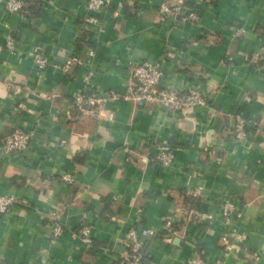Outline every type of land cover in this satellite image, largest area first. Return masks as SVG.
I'll use <instances>...</instances> for the list:
<instances>
[{
  "label": "crops",
  "instance_id": "1",
  "mask_svg": "<svg viewBox=\"0 0 264 264\" xmlns=\"http://www.w3.org/2000/svg\"><path fill=\"white\" fill-rule=\"evenodd\" d=\"M25 1L26 13L10 15L0 0V142L16 130L34 133L21 155L0 151V194L25 201L0 216V264H127L131 228L160 230L144 264H189L196 252L212 262L264 264V0H211L195 6L197 22L162 16L161 4L172 0H112L95 13L92 32L83 29L87 0ZM240 28L247 33L235 38ZM36 50L51 63L76 54L87 65L69 74L40 70ZM169 52L178 57L164 83L200 86L208 108L174 114L124 99L139 95L131 67ZM89 67L94 89L116 95L96 110L99 118L73 101ZM237 116L254 125L241 144ZM158 145L175 149L172 169L155 160ZM70 173L72 186L63 180ZM228 197L242 208L229 226L221 215ZM85 212L89 249L78 235ZM171 217L181 229L167 241L161 233ZM55 219L65 228L59 239L49 227Z\"/></svg>",
  "mask_w": 264,
  "mask_h": 264
},
{
  "label": "built area",
  "instance_id": "2",
  "mask_svg": "<svg viewBox=\"0 0 264 264\" xmlns=\"http://www.w3.org/2000/svg\"><path fill=\"white\" fill-rule=\"evenodd\" d=\"M197 6L209 4L211 0H191ZM185 0H172V4L163 3L160 6L162 16H178L183 21L197 22L199 14L195 9L185 7ZM112 0H87L88 15L83 21V29L87 32H92L95 27H98L99 20L95 13L101 10L110 8ZM27 3L25 0H6L5 11L7 14H23L27 12ZM165 20V17L163 18ZM247 33L246 28H240L236 31L234 37L241 38ZM7 49L16 53L18 47L17 42L13 37H8L6 41ZM90 58L95 57V51L92 49L88 53ZM178 56L173 52L165 55L160 62L142 61L131 67V76L138 87L139 95L130 97L126 95L125 100H136L143 102L145 105L154 107L160 111L171 112L174 114H186L196 112L204 108H208V102L204 90L200 86L185 87L183 85L165 84L166 68L169 62L175 60ZM38 68L45 70L48 67H53L62 71L64 74H69L77 69H84L87 65L85 58L76 54H71L57 63H51L47 58L38 54L36 50V60ZM95 71L89 67L82 76L83 88L74 98V105L80 110H90L94 117L99 118L100 112L96 113L110 98L116 95L105 94L98 92L93 87V79ZM96 113V114H95ZM254 127L250 122L242 116H237V124L234 132V140L241 144L248 141V129ZM34 133L16 130L13 133L6 135L0 142V151L3 156L21 155L31 145ZM155 149V160L162 167L172 169L176 163V152L171 146L158 145ZM63 180L68 185L76 183V175L65 174ZM204 188L199 187L194 191V196L201 197ZM25 205V201L19 200L14 195L0 194V216H9L18 206ZM221 215L223 216L226 225H232L235 220L242 217V208L231 198H225L221 204ZM90 215L85 212L81 215V224L79 228V238L83 244L89 249L93 246V227L89 222ZM173 217L166 218L164 222V230L168 231L167 241H172L176 234L173 227L175 225ZM49 227L53 239H59L64 233L65 228L58 220L50 221ZM160 230L152 228H131L124 236L123 243L127 249L126 262L127 264H144L142 250L148 240L155 239L159 236ZM189 264H224L221 261L212 262L205 258L201 252H196Z\"/></svg>",
  "mask_w": 264,
  "mask_h": 264
},
{
  "label": "trees",
  "instance_id": "3",
  "mask_svg": "<svg viewBox=\"0 0 264 264\" xmlns=\"http://www.w3.org/2000/svg\"><path fill=\"white\" fill-rule=\"evenodd\" d=\"M28 1V0H27ZM30 1H32L33 2V4L34 5H37V3H38V1H36V0H30ZM215 1V0H214ZM184 4L186 5V6H190V7H193L194 9H196V7H197V5H194V4H191V3H187V2H184ZM194 5V6H193ZM196 6V7H195ZM34 8V6L32 7V9ZM186 203H187V205H191V206H193L194 208H198V206H199V204H200V201H199V199H196V198H194L193 196H189L188 198H187V200H186ZM181 225H178V224H176V225H174V227H173V229H174V231H177V230H179L180 231V229H181V227H180ZM162 235H163V237H167V235H168V231L167 230H165V231H162V233H161ZM142 253H143V259H144V261L146 260V258L148 257V255H147V253H146V245L144 246V248H143V250H142Z\"/></svg>",
  "mask_w": 264,
  "mask_h": 264
}]
</instances>
